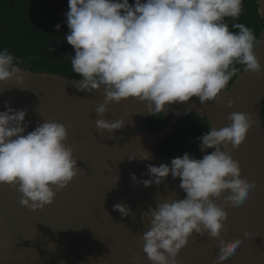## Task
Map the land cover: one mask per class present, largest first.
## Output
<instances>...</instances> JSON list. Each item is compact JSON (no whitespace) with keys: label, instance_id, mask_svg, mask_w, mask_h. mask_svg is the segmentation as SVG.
Wrapping results in <instances>:
<instances>
[{"label":"clouds","instance_id":"clouds-1","mask_svg":"<svg viewBox=\"0 0 264 264\" xmlns=\"http://www.w3.org/2000/svg\"><path fill=\"white\" fill-rule=\"evenodd\" d=\"M242 4L243 0H135L134 5L129 0H68L66 41L75 50L71 65L80 77L71 83L88 94L104 89V102L95 109L100 117L97 129L115 133L125 127L122 119H104L114 102L135 99L156 116L166 106L193 97L201 105L216 101L236 75V63L260 75L264 69L254 49L264 43L243 23L232 24L236 31L226 23L228 18L239 19ZM257 5V12L264 15L261 0ZM60 27L56 25L57 32ZM22 63L7 50L0 51V84L15 82L27 91ZM227 107L233 108L234 101L228 100ZM5 108L0 112V185L18 187L22 206L42 210L81 171L66 144L71 126L45 121L28 131L27 111L8 104ZM228 120V126L211 128L197 138L201 158L185 152L159 166L148 164L151 179L132 174V180L145 188L158 187L171 176L180 180L186 194L183 199L157 202L142 213V218H151L150 228L140 237L151 264H178L194 234L207 232L219 241L215 264H222L241 246L240 239L225 242L221 233L227 220L225 207L241 206L256 187L241 177L232 156V149L240 148L256 121L239 112H232ZM152 155L143 150L139 158L148 161ZM114 210L124 217L133 215L124 204L114 205Z\"/></svg>","mask_w":264,"mask_h":264},{"label":"water","instance_id":"water-1","mask_svg":"<svg viewBox=\"0 0 264 264\" xmlns=\"http://www.w3.org/2000/svg\"><path fill=\"white\" fill-rule=\"evenodd\" d=\"M256 51L264 69V46ZM24 69L23 87L28 90H21L15 82L0 84V112L7 110L5 104L26 110L28 131L45 121L70 125L66 144L81 171L64 190L57 191L52 205L35 212L19 203L18 187L0 185V264H134V257L138 264H151L140 239L150 228L151 218H142V213L157 202L183 199L186 194L179 187L180 180L171 176L158 187L145 188L132 180V174L151 179L147 165L162 163L154 147L182 118L197 114L220 130L230 124L232 112L248 113L256 121L240 148L232 149L241 177L256 187L241 206L225 207L227 220L221 238L242 243L222 264H264V71L260 75L243 71L228 91L207 105L193 97L187 103L166 106L161 113L171 119L159 133L140 129L152 116L146 103L135 99L114 102L104 119H122L125 127L101 133L95 109L104 102L103 88L88 94L78 91L69 77ZM228 100L234 101L231 109ZM143 150L153 154L150 160L139 158ZM133 157L137 159L130 160ZM116 204L129 206L134 218L115 211ZM245 231L251 234L247 238ZM218 244L207 232L194 234L180 252L178 264H215Z\"/></svg>","mask_w":264,"mask_h":264},{"label":"trees","instance_id":"trees-1","mask_svg":"<svg viewBox=\"0 0 264 264\" xmlns=\"http://www.w3.org/2000/svg\"><path fill=\"white\" fill-rule=\"evenodd\" d=\"M129 2L134 5L135 0ZM257 7V0H243L239 19L226 20L229 29L236 31L232 29V24L243 23L261 41L264 20L257 12ZM68 11V0H0V51L7 50L22 61L20 66L23 68L80 79L71 65L75 50L66 41L70 32L66 18ZM57 24L61 26L58 32ZM234 66L238 71L230 79L225 91L231 88L244 71L243 65L236 63ZM262 114L264 119V108ZM170 119L171 115L163 113L152 115L142 123L140 129L148 133H159ZM210 129L206 117L190 114L176 124L169 135L154 147V151L162 163L182 156L185 152L201 158L197 138Z\"/></svg>","mask_w":264,"mask_h":264}]
</instances>
